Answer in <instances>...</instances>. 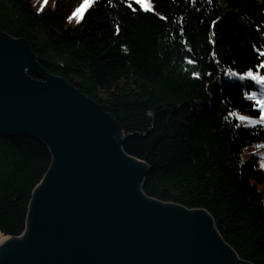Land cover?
I'll return each mask as SVG.
<instances>
[{
    "label": "trees",
    "instance_id": "1",
    "mask_svg": "<svg viewBox=\"0 0 264 264\" xmlns=\"http://www.w3.org/2000/svg\"><path fill=\"white\" fill-rule=\"evenodd\" d=\"M81 3L0 0V30L117 120L148 165L145 194L206 210L239 258L264 264V125L244 95L262 90L227 74L264 59V0H94L67 25ZM50 162L40 139L0 131V236L23 232Z\"/></svg>",
    "mask_w": 264,
    "mask_h": 264
},
{
    "label": "water",
    "instance_id": "2",
    "mask_svg": "<svg viewBox=\"0 0 264 264\" xmlns=\"http://www.w3.org/2000/svg\"><path fill=\"white\" fill-rule=\"evenodd\" d=\"M0 131L51 154L23 232L0 236V264H250L204 209L144 194L148 165L123 151L117 120L2 31Z\"/></svg>",
    "mask_w": 264,
    "mask_h": 264
},
{
    "label": "snow or ice",
    "instance_id": "3",
    "mask_svg": "<svg viewBox=\"0 0 264 264\" xmlns=\"http://www.w3.org/2000/svg\"><path fill=\"white\" fill-rule=\"evenodd\" d=\"M111 2V0H109ZM94 4V0H82V3L79 5V7L68 17V19H72L73 17H76L77 20L82 18L83 12L91 5ZM135 4L139 6L140 9L145 11H151L152 10V3L151 0H135ZM129 7H132L131 4H129ZM135 10V9H133ZM39 11V9H38ZM219 19V18H218ZM215 23V22H213ZM118 30V29H117ZM261 35H264L262 33ZM255 48V46H253ZM261 55H264V51L261 52ZM187 58V57H186ZM190 63H195L194 60H190ZM228 75L230 76H236L240 80H250L254 82L255 84L259 85L261 87V95L257 96L256 92L254 91H248L245 92L244 95L246 97H249L251 100L255 101V104L252 105L253 107H256L259 109V120L262 125H264V59H261L259 63L247 67L243 71H236L233 69H229ZM193 76H197V72L192 73ZM239 120L246 121L247 125H255L257 121L253 119L252 116H246V115H240ZM245 125V126H247ZM261 167L264 168V164H261Z\"/></svg>",
    "mask_w": 264,
    "mask_h": 264
},
{
    "label": "bare ground",
    "instance_id": "4",
    "mask_svg": "<svg viewBox=\"0 0 264 264\" xmlns=\"http://www.w3.org/2000/svg\"><path fill=\"white\" fill-rule=\"evenodd\" d=\"M74 12V11H73ZM72 12V13H73ZM84 13H85V11H84ZM84 15V14H83ZM83 15H82V17H83ZM66 22H67V19H66ZM0 31H2V30H0ZM2 32H4V31H2ZM4 33H6V32H4ZM6 34H8V33H6ZM9 35V34H8ZM11 36V35H10ZM11 37H13V36H11ZM13 38H16V37H13ZM110 114V113H109ZM244 123H242V125H243ZM123 132V131H122ZM123 138H124V132H123V136H122V138H121V140H123ZM121 145H122V141H121ZM124 151V150H123ZM50 152V151H49ZM125 152V151H124ZM126 153V152H125ZM128 154V153H127ZM129 155V154H128ZM132 156V155H131ZM149 173H150V171H149V168H148V172H147V174L145 175V177H144V180H145V178L149 175ZM141 189H142V185H141V187H140ZM143 191V190H142ZM144 193V192H143ZM145 194V193H144ZM147 195V194H146ZM147 196H149V195H147ZM149 197H151V196H149ZM151 198H153V199H155V200H159V199H157V198H154V197H151ZM159 201H162V200H159ZM165 202H168V201H165ZM181 205V204H180ZM183 206V205H182ZM185 207V206H184ZM206 211V210H205ZM211 216V215H210ZM212 220H213V218H212ZM213 224H214V222H213ZM214 228L216 229V231L218 232V230H217V228L215 227V225H214ZM219 233V232H218ZM220 235V234H219ZM221 236V235H220ZM222 238V237H221ZM223 239V238H222ZM224 240V239H223ZM225 241V240H224ZM227 243V242H226ZM235 252V251H234ZM236 253V252H235ZM236 255H237V253H236ZM238 256V255H237ZM239 258V257H238Z\"/></svg>",
    "mask_w": 264,
    "mask_h": 264
},
{
    "label": "rangeland",
    "instance_id": "5",
    "mask_svg": "<svg viewBox=\"0 0 264 264\" xmlns=\"http://www.w3.org/2000/svg\"><path fill=\"white\" fill-rule=\"evenodd\" d=\"M75 10H76V9H75ZM71 14H72V13H71ZM71 14H70V15H71ZM83 14H84V12H83ZM83 14H82V15H83ZM70 15H69V16H70ZM69 16H68V17H69ZM68 17H67V22H66L67 25H75V24L78 23V21L80 20V19L77 20L76 17H73L72 19H68ZM26 41H27V40H26ZM27 73H28L30 76H31V74H32V73H30L29 71H27ZM31 77H32V76H31ZM263 161H264V160H263ZM261 163H263V162H261Z\"/></svg>",
    "mask_w": 264,
    "mask_h": 264
}]
</instances>
